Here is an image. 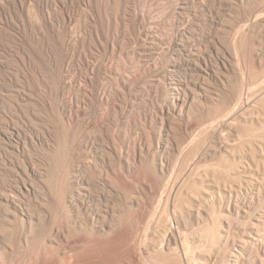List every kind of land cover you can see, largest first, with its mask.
<instances>
[{"label": "rangeland", "instance_id": "rangeland-1", "mask_svg": "<svg viewBox=\"0 0 264 264\" xmlns=\"http://www.w3.org/2000/svg\"><path fill=\"white\" fill-rule=\"evenodd\" d=\"M243 4L239 0H0V194H2L0 202L4 203V205L0 203V207L14 209L15 204L7 202L6 198L15 193L14 197L19 196L17 207L19 204L25 208L28 206L35 217H42L41 222L36 223L30 232L22 227L20 219L17 221L16 218H12V221H8L5 219L7 215L5 217L4 213L1 215L3 218L0 217V223L5 227L7 223L10 227L15 223L13 231L6 230L5 227L4 231H1L3 240H10L12 243L9 249L10 264H34L35 262L37 264H46V262L47 264H71L77 254L83 256L81 253L85 254L92 246L96 249L112 248L110 250L114 251L113 245L116 247L123 229L116 228L118 231L111 229L109 232L112 237L110 239L113 244H111L110 239L95 233L91 222L88 221L87 210V212L81 211L83 213L81 217L75 216L69 210V203L65 196L72 192L77 196L82 193V197L85 192L80 183H72L68 174L69 162L75 165L76 171L77 165L81 163L84 167L87 166L85 169L88 175L92 176L94 172L93 177L97 181L92 186H88L87 192L89 191L90 194L88 204L97 209H105L109 206L113 207L112 204L115 205L118 200H114V192L103 185L101 179L97 177L102 173V176L108 174L115 182L116 188L124 191L131 189L132 185L141 188L139 181L142 183L145 180L144 190L148 193L144 191L142 193H145L147 198H152L154 191H151L153 189L151 186L158 182V176L163 175L155 171V166L159 167L161 162L158 156L154 158L148 149L141 150L140 144L146 146L151 143L157 149L155 137H158L161 132L164 137L167 133L173 137L169 155L171 161L166 176H172L173 173L175 175L183 164L182 158L178 161L177 142L182 144L187 140V143L194 137V142L202 141L198 142L203 143V149L205 146L208 149L222 146L223 143L219 144L222 141L217 140L219 134H210L207 139H203L205 134L201 131L202 137H200L201 120L203 122L208 119L215 110L214 105H211L213 98L228 97L234 87L235 89L245 88V94L247 93L248 96V87L255 85L253 81L256 77L264 75V57L260 63H253L256 53L264 50V28L256 29V33L242 34L240 29L244 22L248 21L246 17L248 5ZM253 4L255 9L256 7L264 9V0H257ZM182 6L188 8H181ZM252 23L255 25L254 22ZM255 37H259L262 42L255 43ZM199 48L207 61L197 63L200 64L199 68H194L185 60L193 58V54L199 51ZM92 50L97 52L99 58L95 69L87 71L85 57L86 53L88 55ZM218 53L230 61L234 68H222L217 61ZM112 68L114 79L109 75ZM200 68L208 72H217L221 75V80L231 76V83L223 85L217 75L211 77ZM87 72L89 74L91 72L92 75L89 76ZM202 72L207 76H201ZM83 73L91 77L93 82H85L86 76ZM69 78L73 82H69ZM124 79L126 83L123 82ZM179 80L190 82V88L185 90L178 87ZM124 84L125 87L120 92L121 87L118 89L117 86ZM197 85L205 86V89ZM66 87L71 89L68 90ZM66 91L67 93L71 91L72 94H81V91L90 92L87 103L77 101L79 103L77 104L74 99L72 113H74L75 124L69 131L66 125H68L71 98L68 95L71 93L67 94ZM113 91L114 94H111ZM259 95L249 104L251 107L253 105V109L248 105L249 108L247 106L244 108L245 111L242 110L244 113L255 110L254 112L258 113L256 115L264 117V95L262 93ZM177 97H181L184 103L178 101ZM82 103H86V107ZM78 105H80L79 108ZM161 107L165 108L167 116L164 115L165 130L160 132ZM75 108L79 109L80 114L79 112L77 114L78 110ZM180 110L185 111L181 118L177 115ZM189 112L193 117L192 122L187 117ZM86 132L90 133L89 143H92V140L94 142L81 145L80 142L87 135ZM225 134L231 142L230 139L234 136L226 130ZM203 140L207 141L206 145ZM238 141L241 142L236 146L239 156L237 163L232 159L229 160L230 158L227 160L213 156L200 164L194 161L201 167L199 169L202 172L207 169L211 172L218 169L219 173L243 176L239 184L242 185L241 188L243 187V194L247 195L242 194L248 200L244 208L250 212L249 216L255 214L254 217H256V214L264 209V200L260 201V196L258 197L260 194H257L258 188L263 185L260 182H264V176L260 181L261 175L255 167L254 176L258 177L250 181L249 176L253 174L244 172L243 169L247 170V163L250 162L247 158L249 145L254 143L252 145L258 146L257 148L261 144L264 145V129L247 128L246 134L243 133ZM134 151H137L138 156L141 151L142 158L134 156ZM70 155L75 156L76 160L74 161ZM79 157L82 160H79ZM263 164L260 166L261 170L264 169ZM175 166L176 170H174ZM129 167L130 170H128ZM85 169L82 168V171ZM239 178L238 181H240ZM239 184L237 181L223 184L222 194H227L232 185ZM100 193L104 194L105 198L100 196ZM7 194L8 196H5ZM215 195L219 196L217 189ZM84 198L88 199L86 195ZM225 199L227 201V198ZM116 204L117 207L118 205L124 207L125 203L120 200ZM203 209H205L204 206ZM206 210H208L207 207ZM251 212L254 214L252 215ZM118 214L107 218L100 217L96 224L99 225L104 220L112 222L114 218L119 217ZM236 215L234 219L246 221L242 215L239 216L240 218ZM247 219V222L252 220L250 217ZM253 220L255 221V218ZM96 241L99 243L97 244ZM72 255L73 258H71ZM144 264H148L147 261Z\"/></svg>", "mask_w": 264, "mask_h": 264}, {"label": "bare ground", "instance_id": "bare-ground-1", "mask_svg": "<svg viewBox=\"0 0 264 264\" xmlns=\"http://www.w3.org/2000/svg\"><path fill=\"white\" fill-rule=\"evenodd\" d=\"M87 1H89V0H87ZM239 1H241L245 5H248V7H247L248 11H247V16H246V17H248V21L244 22V24L242 25V27L240 29L242 34L244 35V34H247L249 32H252V33L255 32L256 33V29L264 28V9L263 8L258 9V7H256V9H255V6L253 4L257 0H239ZM80 4H83V3H80ZM84 4H85V2H84ZM185 6H187V5H185ZM185 6H182L181 8H184ZM259 8H261V7H259ZM252 22H254L255 25H253ZM212 37H214V36H212ZM100 41H101V39H100ZM254 42L260 43V42H262V40H260L259 37H255ZM149 50H151V49H149ZM90 53H92V54H90ZM90 53H89L90 56H88L89 54L87 55V53H86V57H85L86 58L85 64L87 67V71H88V69H93L95 66H97L96 64H97L98 58H99L97 52H94L92 50V52H90ZM152 53H154V52H152ZM148 54H150V52ZM263 57H264V50H261V51L256 53L255 58L253 56L254 61H253V59H252V61L254 64L260 63ZM205 61H207V59L203 56L202 52L200 51V48H199V51H196V53L193 54V58L185 60V62L188 65H191L194 68L195 67L199 68L198 65H200V64H197V63H202ZM217 61L222 68H226V69L234 68L233 64L230 63V61L226 60V58H224L219 53L217 56ZM35 63H37V62H35ZM110 64H111V62H110ZM107 65H109V64H107ZM174 65H176V64H174ZM105 68H107V67H105ZM84 69H86V68H84ZM200 69H202V68H200ZM93 70H92V72H94ZM232 70L234 71L235 69H232ZM112 71H113V68L109 72V75H111V76H112ZM63 72H61V73H63ZM114 72H113V74H114ZM203 72L209 76L211 75V77L217 75L219 80L223 83V85H227V83H231V80H232L231 76H227V77H225V79L221 80L222 79V78H220L221 75H218L217 72H208L205 70H203ZM203 72H202V74L200 73V75L203 77H206L207 75L204 74ZM90 74H91V72H90ZM90 74H89V76H90ZM106 74H108L107 71H106ZM89 76H86L84 78L85 82H87V83L90 81L93 82V80H91L92 78ZM112 77L111 78L114 79V76H112ZM69 79H68L69 82L72 81L71 79L70 80ZM186 80H188V79H186ZM186 80H179V82L177 83L179 85L178 87H180V88L182 87L185 90L190 88V85H189L190 82L188 83V81H186ZM59 81H60V79H59ZM62 81H64V79ZM68 81H66L67 85H69ZM80 82H81V80H80ZM123 82L126 83V79H124ZM60 84H62V83H60ZM253 84H255V85L248 87V89H249L248 96L246 95L247 93L245 94V88L238 87L235 89V87H234V89L231 90V95H229V94H228L229 96L227 95L228 97L221 98L220 96H216L213 98V100L211 99L212 100L211 105L212 104L214 105L215 110L213 111V113L210 112L211 116H208L209 117V118L207 117L208 119L204 120L203 122L201 120V123L199 125L200 126L199 130H200V132L202 131L203 134H205L203 136V139H207L210 134H212V135L213 134H216V135L219 134V137L217 135V138H219V139H217V138L216 139L218 141L219 140L222 141V142L219 141L220 145H221V143H223V144H222V146L219 145L220 147H218V146L216 147V144H215L214 146L216 148H214V149H208L206 146L203 149V147H202L203 143L198 142L201 140H197V142L199 144L196 141L194 142V140H193L194 137L192 135L191 136L193 137V139L190 138L191 140H189L187 143H186L187 140L185 141V143L183 142L182 144H179V142H177L178 144L175 143L179 147L178 161L181 158L183 159L181 161V162H183V164L181 163L182 167H180L178 169L179 171H177L175 173V175L177 174V176H175L173 172H172L173 173L172 176H170V175L166 176L167 172H169L168 166L170 165V161H171L169 158V155H170V149L172 148L171 145H173L172 144L173 143L172 142L173 137L169 133H167L165 135V137H164V135H161L162 134L161 131L165 130V127H166V123H165L166 118L164 116V115H166V111H165L164 107H161V113H162L161 118H160L161 125H162V127L160 129L161 134H159L158 137H155V139L157 141V143H156L157 149H155L154 148L155 146L152 145L151 143H148V145H146V146H145V144L144 145L140 144L141 150H144V148L148 149L150 152H152V155L154 156V158L156 156H158L157 158L160 159V162H161L159 167L157 165L155 166V171L157 173H161V175L162 174L163 175L158 176V182L155 185L151 186L153 188L151 191H154V192L152 193L153 196L151 195L152 198H150V199L144 195L147 192L146 190H144L146 188V186H145L146 181L145 180H143L142 183H141V181H139L141 188L137 187V185H135V186L132 185L131 189H129L128 191H124V190H121L120 188H116L115 182L112 181V178L110 176H108V174H106L105 176H102L103 175V173H102L101 176H97L98 178L101 179L100 180L101 183L103 185L107 186V188H110L114 192V195H115L114 200L115 201L118 200V201H116V203L121 200L125 204H124V207H122V206H119L120 205V203H119V205L117 207L116 206L117 204L115 203V205L112 204L113 207L109 206V207H106L105 209H97L95 207H91L88 204V201H89L88 195H90V194H89V191L87 192V190H88V186H92V184L97 181V179L95 177H93L94 172H93V174H91L92 176L88 175V173L86 171L87 169H85L87 166L84 167V165H82L81 163H79L77 165L78 168L76 171V167H74L75 165L70 164V162H69V165H68L69 173L68 174L70 176L72 183L73 184L74 183H77V184L80 183L82 185L83 190H85V192H86V193L84 192L83 195L84 196L86 195V197L88 198V199H86V198H84V196L81 197L82 193L80 196H77L76 194H74L72 192H70L68 195H66L65 197L68 201L67 203H69L68 207H69V210L72 212V214H74L77 217H81V215H83V213L81 211L87 210L88 211L87 214L89 217L88 221L91 222L92 228L94 229L95 233H99L102 236L107 237L108 239L112 238L111 234L109 233V232H111V229L118 231V229H116V228H119V230L123 229V232H124V233L121 232L122 235H120V237L121 236L122 237L121 238L119 237V240L116 242L117 248L113 245L114 251H111L112 248H110L111 250L105 249V247L101 248V249H98V248L96 249L95 247L92 246V247H89L87 249L88 251L86 250L87 252H85V254L81 253V254H83V256L80 255L81 256L80 257L79 254H77V256L79 258L77 256L75 257L76 259L73 258V255L75 253L72 255V257L69 256V257L74 259V260L72 259V261H71V258H70L71 264H74V263L75 264H85V263L86 264L87 263H92V264H144L145 261H147L148 264H264V209H262V212L259 211L260 213L256 214V217H254L255 214L252 212L251 213H252V215L254 214V216H249L250 212L248 211V209L245 210L244 205L248 201L245 198V196H247V195L243 194V192H242L243 187L241 188L242 185L239 184V183H241V181H242L241 178L243 176L242 177L241 176H230V175H228L229 173L228 174L225 173V174H227V176H225V174H223L221 172L220 173L217 172L218 169L216 171H212V172L209 169H207L205 171L203 170V172H202V170L199 169L201 167H199L198 163L195 162V161H197L200 164V162H202L203 160L204 161L206 159L208 160L209 157L213 156L216 158H220V159L224 158L227 160L230 158L229 160L232 159L234 162L237 163L239 160V156L237 155L238 148L236 146H237V144H239L241 142V141L240 142L238 141L240 136L243 133L246 134L247 128H250V129L255 128L256 129V128L261 127L262 129H264V117H262L260 115H256L258 113H255L254 112L255 110L254 111L250 110L251 111V112L249 111L250 113H248V112L244 113V111L246 110V109L244 110V108H246L250 104L251 101L255 100V98L257 99L260 96L259 95L260 93H262L264 95V75H261L260 77H256L255 80L253 81ZM199 85H197V86L200 88L203 87L205 89V86H202V85L199 86ZM64 86H66V85L64 84ZM85 86H88V85H85ZM61 87H62V85H61ZM71 87L70 88L66 87V88L69 90V89H71ZM117 87H118V89H119V87H121L119 89V91H120L121 89H123V87H125V84L123 86L119 85ZM84 88H86V87H84ZM174 88H176V87H174ZM64 89H65V87H64ZM79 89L81 90L82 88H79ZM176 89H178V88H176ZM75 91H76V89H75ZM119 91H117V92H119ZM177 91H179V89ZM78 92H80V91H78ZM81 92H82L81 94L80 93L79 94L78 93L72 94L71 91L69 92V93H71V95H68V97L70 96L71 98L69 97L70 98V100H69V112H68L69 118L67 121L68 125H66L68 127L67 128L68 131L71 130L72 126L75 124V117L73 116L74 113H72L73 112L72 107L74 108V99H76L75 102L78 101L79 103H81V102H86L90 96L89 95L90 92H87V91H84V92L81 91ZM197 92L200 93L199 90H197ZM66 93H67V91H66ZM69 93H67V94H69ZM111 94H114V91ZM115 94H117L116 91H115ZM205 94H206V92H205ZM244 94H245V96H244ZM208 95H210V94H208ZM107 98L108 97H106V99ZM177 100L181 101L182 104L184 103L182 101L183 99L181 97H177ZM91 101H93V100H91ZM108 101H109V99H108ZM78 102H77V104H79ZM198 102H202V101H198ZM82 104H84V103H82ZM85 104H84V106H85ZM79 106L80 105H78L77 107L79 108ZM113 106H115L114 103H113ZM249 106L247 108H249ZM211 107L212 106H210V108ZM252 107H253V105H252ZM252 107H251V109H253ZM82 108H83V105H82ZM83 109H85V108H83ZM75 110H78L77 111V114H78L79 109L75 108ZM242 110H244V111H242ZM152 113H154V111ZM79 114H80V112H79ZM98 114H97V116L99 117L100 114L99 115ZM184 114H185V111L180 110L177 115H178V117L180 116V118H181V117H183ZM95 117H96V115H95ZM173 117H174V114H173ZM187 117H188V120H190V122H192L191 118H193V117H192V114L190 112L187 113ZM118 119L120 120V118H118ZM118 119H117V121H118ZM123 123H124V121H123ZM120 124H121V122H120ZM88 127H89V125H88ZM48 128H49V126H48ZM188 129H190V128H188ZM225 130L229 131L231 133L230 135L234 136V138L232 137L230 139L231 142L229 141L228 135L225 134ZM202 132L200 134V137H202ZM68 133H70V132H68ZM85 134H87V135L83 138V140L81 137H83L84 135L80 137L82 141L81 142L78 141V142H80L81 145H85V144L89 143L88 139L90 138V133L86 132ZM195 135H196V133H195ZM211 136H210V138H211ZM91 137H93V136H91ZM95 138H97V137H95ZM95 138H93V139H95ZM92 141L94 142V140H92ZM203 142L205 145L207 144V141L203 140ZM92 143L90 142L89 144H92ZM216 143H217V141H216ZM252 144H254V143H252ZM252 144H250L251 146L249 145L250 150L247 153V158L249 159V161L251 162L252 165L250 164V162L247 163V170L243 169V171L248 172L250 174H253V175L249 176V177H251L250 178V181H251L252 179H254V177H256V176H254V170H255L254 168L256 167L257 170L259 171V174L261 175V177L259 176L261 179L260 181H262V178L264 176V169L261 170L260 166H261V164L264 163V150H263L264 148H261V147H263L264 145L262 146V144H261L259 147L260 148V150H259V148H257L258 146L255 147V145H252ZM208 145H212V144H208ZM80 152H81V150H80ZM79 154H81V153H79ZM118 154H119V152H118ZM137 154H138L137 151L136 152L134 151V156H136ZM121 155H122V153H121ZM72 157L75 161L76 160L75 156H71V158ZM77 157H78V155H77ZM138 157L139 158L141 157V151H140ZM80 158L81 157H79V160H82ZM71 162H72V160H71ZM259 162H261V163L259 164ZM72 163H75V162H72ZM77 163H78V161H77ZM201 164H203V163H201ZM82 168H84L85 171H82ZM130 169L131 168L129 167L128 170H130ZM176 169L177 168L175 166L174 170H176ZM221 169H222V167H221ZM224 169L225 168L223 167V170ZM81 171L83 173L85 172V174H83ZM238 171H239V169L237 170V172ZM134 178H136V176H134ZM238 178L240 181H238ZM243 179H245V178H243ZM247 179H246V181H248ZM234 181L235 182L237 181L239 185L233 186L234 185L233 184L232 187L228 185L229 187H231L230 190L227 192V194H224V193L222 194L221 186L223 184L227 185L229 182L231 183ZM260 183H261V185L263 183V185L261 187H259L260 185H258L259 190L257 191L258 192L257 194H260V195H258V197L260 196L259 199L261 201L262 199L264 200V197H262V195L264 194V182H260ZM97 184H99V183L97 182ZM124 184H125V182H124ZM25 187H27V186H25ZM216 189L219 193V196L215 195ZM143 191L145 192L144 194L142 193ZM248 192L250 195L251 194L250 191H248ZM248 192H247V194H248ZM14 194L11 197H9L8 194L5 196H8L6 198L7 202L15 204L16 207L14 206V209L13 208L8 209L9 207L8 208L5 207L7 210L5 208H4L5 210L2 209L4 206H2V208L0 207V217L4 213V217H5V215H7L5 217V219H7L8 221L9 220L12 221V218H16V220L20 219V221L23 225L22 227H24V229L31 232L34 229V225L36 223L39 224L41 222L42 217L41 218L35 217V214H33V212L31 211V209L28 206H27V208H25V207H22L21 204H19L17 207V203L19 202L17 197H19V196L14 197ZM242 194L245 196H243ZM252 194H253V192H252ZM255 194L252 196V198L255 196ZM1 195L2 194H0V200L2 199ZM15 196H16V194H15ZM100 196L105 198L104 194L100 193ZM148 196L151 197L150 195H148ZM96 197H97V195H96ZM180 198H182L183 200ZM225 198H227V201ZM234 198H236V200H234ZM252 198H251V200L253 202L254 198L253 199ZM92 199H95V198H92ZM0 203H3V201H1ZM20 203H21V201H20ZM3 205H4V203H3ZM122 205H123V203H122ZM203 206L205 207V209H203ZM206 207L208 208V210H206ZM248 207H250V206H248ZM117 213H119L118 214L119 217L116 216L117 218L116 219L114 218V221L107 222L104 220L101 224H99V225L96 224V222L98 221V219L100 217L107 218L110 215H114V214L116 215ZM235 214H237L238 217L242 215L244 217L243 219L244 220L246 219V221L243 222L242 219L238 220V218L234 219ZM10 215H12L13 217ZM247 217H250V219H252V220L247 222V220H248ZM1 218H3V217H1ZM253 218H255V221L253 220ZM14 221L15 220H13V222ZM3 223H4V221H3ZM13 226L15 228V223H14V225L12 224L11 227H10V225H8V223H7L6 227L0 223V264H10V260H9V254H10L9 251L10 250L9 249L12 247V243L10 240H8V241L3 240L4 238L1 235L2 234L1 231L5 228H6V230L10 229L11 231H13L14 230ZM101 235H99V236H101ZM101 238H103V237H101ZM75 240H76V238H75ZM111 240L112 239H110L109 241L111 242ZM97 241H99V240H97ZM105 242H106V240L104 241V243ZM73 243H75V241ZM98 243L99 242H97V244ZM26 244H28V243L26 242ZM111 244H113V243L111 242ZM111 244H109V245L111 246ZM68 251L70 253V250H68ZM76 251H74V252H76ZM65 259H67V258H65ZM143 261H144V263H143ZM72 262H74V263H72ZM63 263H64V261H63ZM46 264H47V262H46Z\"/></svg>", "mask_w": 264, "mask_h": 264}]
</instances>
